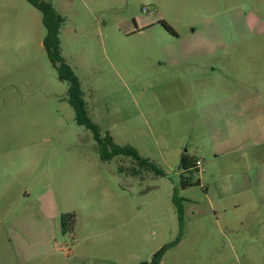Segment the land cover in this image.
Masks as SVG:
<instances>
[{
    "label": "rangeland",
    "instance_id": "1",
    "mask_svg": "<svg viewBox=\"0 0 264 264\" xmlns=\"http://www.w3.org/2000/svg\"><path fill=\"white\" fill-rule=\"evenodd\" d=\"M42 1L98 136L0 0V264H264V0Z\"/></svg>",
    "mask_w": 264,
    "mask_h": 264
},
{
    "label": "trees",
    "instance_id": "2",
    "mask_svg": "<svg viewBox=\"0 0 264 264\" xmlns=\"http://www.w3.org/2000/svg\"><path fill=\"white\" fill-rule=\"evenodd\" d=\"M29 4L33 7L38 9L43 15L44 25L46 27L47 33L44 39V48L46 53L54 66L57 67L59 72V76L62 80L68 81L70 83V91H69V103L74 110L75 113V121L78 125L85 127L89 131H91L95 137L98 136L97 128L93 125L86 117L84 111V103L81 100L80 92L78 90L77 80L73 76L72 72L70 71L69 67L65 65L62 58L60 57V50H59V38H58V25H56L53 21L54 13L51 9L50 4L44 3L42 0H26ZM195 165L191 163L186 156H183L181 160V169L184 172L190 171ZM197 183H192L187 179L181 180V188L185 189L190 186L196 185ZM175 204L178 208V212L180 216H182V209L181 206L178 204L179 198H177L176 194L174 196ZM181 219V217H180ZM165 249L157 252L154 255V258L150 263L144 262L141 264H159L160 258L163 254Z\"/></svg>",
    "mask_w": 264,
    "mask_h": 264
}]
</instances>
